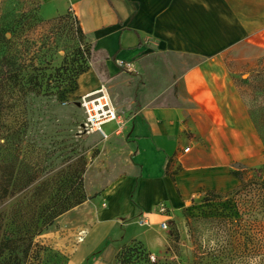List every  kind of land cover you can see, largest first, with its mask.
<instances>
[{
    "label": "crops",
    "instance_id": "crops-1",
    "mask_svg": "<svg viewBox=\"0 0 264 264\" xmlns=\"http://www.w3.org/2000/svg\"><path fill=\"white\" fill-rule=\"evenodd\" d=\"M70 1L84 34L109 55L112 77L102 82L91 68L77 92L106 87L118 121L104 132L107 140L120 136L110 141L119 142L126 164L89 192L101 193L91 202L100 206L92 222L34 241L68 264H115L133 241L159 254L170 213L201 192L233 190L239 180L231 171L264 149L249 120L234 114L240 97L232 91L220 99L215 82L223 70L217 59L242 46L264 50V0ZM154 226L156 238L148 235Z\"/></svg>",
    "mask_w": 264,
    "mask_h": 264
},
{
    "label": "rangeland",
    "instance_id": "rangeland-1",
    "mask_svg": "<svg viewBox=\"0 0 264 264\" xmlns=\"http://www.w3.org/2000/svg\"><path fill=\"white\" fill-rule=\"evenodd\" d=\"M24 14H36L44 22L39 24L32 18L26 25L19 47L24 51L23 58L32 59L36 63L46 60L52 63L53 68L63 66L68 69L73 64L84 62L85 44H90L92 39L86 35L85 40L80 42V36L76 31L78 25L73 22L75 15L70 0H0V25L10 24ZM64 15H68V19L62 20L58 29L52 28L56 26V22L45 23ZM54 38L58 39L52 43ZM216 61L223 69L222 77L218 79L215 77L218 97L221 99L222 94L233 91L242 102L247 103L251 90L247 86L236 87L233 79H239L244 74L250 76L253 71L261 70L264 50L242 46L230 51L223 60ZM216 72L221 70L215 69L213 76H217ZM78 79L74 85L75 90L67 93L64 99L31 96L24 105L12 111L11 109L5 111L0 116L1 158L17 159L22 171L26 164H35L38 170L37 181L33 185L0 203V213L8 214L12 209L28 205L34 199L32 196L34 188L40 186L42 182L50 180L51 186H58L59 183L56 182L61 178L56 176L66 166V161L83 156L88 162L84 174V187L89 199L85 204L62 215L57 221V229L90 223L94 218V212L100 207L91 202H95L101 193L89 195V192L98 187L100 182L111 179V173L120 166H125L126 160L121 145L119 142L114 144L110 141L114 134L107 140L100 133L86 128V115L83 109L76 105L82 96L77 92ZM112 127L113 124L110 127L104 126L105 132H109ZM242 168V179H238L239 182L234 188L241 193L237 200L246 203L244 208H251L255 217L262 218L264 149L258 157L246 165L235 166L234 170L240 171ZM208 192H201L183 207L170 213L168 228L163 231L167 241L165 249L163 252L159 251V254L149 251L150 256L155 259H151V262L193 264L196 252L217 243L220 219H216L215 215L220 205L217 204L216 195ZM10 220L13 218L7 217L6 222L10 223ZM14 225L9 226V229H13ZM158 233V227L154 226L150 228L148 235L156 238ZM22 264H68V257L34 241L28 257Z\"/></svg>",
    "mask_w": 264,
    "mask_h": 264
},
{
    "label": "trees",
    "instance_id": "trees-1",
    "mask_svg": "<svg viewBox=\"0 0 264 264\" xmlns=\"http://www.w3.org/2000/svg\"><path fill=\"white\" fill-rule=\"evenodd\" d=\"M32 18L39 24L44 22L36 14H24L10 24L0 25V116L5 111L24 105L31 96L64 99L67 93L75 90L76 80L91 68L102 82L112 79L106 66L110 57L104 50H96L94 42L85 44L84 62L73 64L70 69L63 66L53 68L52 63L46 60L36 63L23 58L24 51L19 47L25 27ZM66 19L68 15L45 23L56 22V26L52 27L54 30ZM73 22L78 25L76 31L80 42H83L86 35L78 19L74 17ZM57 39L54 38L52 43ZM261 64L262 69L253 71L250 76L244 74L239 79H233L236 87L247 86L251 90L247 103L241 100L234 105V114L247 118L264 144V62ZM66 163L56 176L61 178L56 182L58 186H51L50 180L42 182L34 188V199L28 205L12 209L8 214L0 213V264H22L37 236L57 228V221L62 215L89 199L84 187L88 166L86 158H71ZM29 165L26 164L22 171L17 159L4 160L0 155V203L37 181V165ZM231 173L242 179V171L232 170ZM261 192L264 197V181ZM208 194L216 195L220 205L215 215L216 219H220L219 240L215 245L196 252L193 264H264V216L255 217L251 208H244L246 203L237 200L241 194L239 190L233 189L224 194L209 191ZM7 217L13 220L8 223ZM11 225H14L13 229H9ZM151 259L155 260L144 244L133 241L118 251L115 264H161L151 262Z\"/></svg>",
    "mask_w": 264,
    "mask_h": 264
},
{
    "label": "built area",
    "instance_id": "built-area-1",
    "mask_svg": "<svg viewBox=\"0 0 264 264\" xmlns=\"http://www.w3.org/2000/svg\"><path fill=\"white\" fill-rule=\"evenodd\" d=\"M124 65L125 64L120 63V66L122 67ZM80 103L81 108L86 115V128L106 137L104 126L118 121L116 107L114 106L106 87L102 86L99 90L81 97ZM159 213L164 216H169V211L164 205L159 207ZM140 224L144 225L145 221L142 220ZM161 228L167 230V222L162 223Z\"/></svg>",
    "mask_w": 264,
    "mask_h": 264
},
{
    "label": "water",
    "instance_id": "water-1",
    "mask_svg": "<svg viewBox=\"0 0 264 264\" xmlns=\"http://www.w3.org/2000/svg\"><path fill=\"white\" fill-rule=\"evenodd\" d=\"M76 105H77L78 107H81V103H80V102H77Z\"/></svg>",
    "mask_w": 264,
    "mask_h": 264
}]
</instances>
